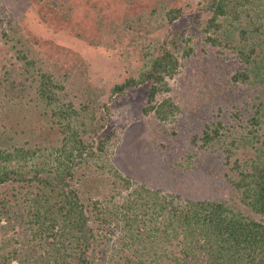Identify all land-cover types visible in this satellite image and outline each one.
Masks as SVG:
<instances>
[{
    "label": "trees",
    "instance_id": "trees-1",
    "mask_svg": "<svg viewBox=\"0 0 264 264\" xmlns=\"http://www.w3.org/2000/svg\"><path fill=\"white\" fill-rule=\"evenodd\" d=\"M202 9L210 14L206 31L222 29L224 20L240 21L251 15L249 9L255 10L252 27L238 31L236 52L244 67L232 80L250 83L254 77L264 83V40L256 42L264 37V0H204ZM180 15V9L167 11L170 22ZM250 38L255 42L249 43ZM207 39L215 43L217 37ZM173 48L167 41L161 43L149 54L139 76L116 84L113 93L148 84L144 111L153 112L160 121L174 118L179 107L170 97L156 101L159 92L170 89L166 78L178 72L179 57ZM28 54L20 51L16 57L26 60ZM36 58L32 55L27 64H38ZM29 69L25 66L24 72L28 74ZM38 76L39 84L33 76L28 85L17 77L9 81L7 76L0 83L9 82L8 91H12L8 96L0 87V230L4 234L0 264H108L115 261L116 253L123 258L122 264H264V222L224 202L179 201L176 195L135 184L113 166L104 169L107 163L100 167L110 170L109 177L92 187L104 198L85 194L82 188L88 171L97 158L107 155L113 131L94 139L105 125L97 124L95 108L62 103L54 89L63 87L47 73ZM39 104L43 106L37 111ZM260 104L262 111L251 117L252 125L264 117V102ZM13 105L22 120L6 117V109ZM36 114L49 117V137L43 136L33 146L27 145L29 140L27 146L10 145L17 130L27 132ZM223 127L220 121L206 123L202 135L192 141L201 147L218 146ZM89 132L91 141L85 139ZM255 136L250 129L241 140L233 139L235 148H254L243 162L237 158L231 162L233 150L224 148L225 162L234 171L233 176L226 174V181L246 208L264 216V140L254 147ZM107 184L111 185L108 195L101 190ZM9 228H18L23 235L20 247L8 249L14 239Z\"/></svg>",
    "mask_w": 264,
    "mask_h": 264
},
{
    "label": "rangeland",
    "instance_id": "rangeland-1",
    "mask_svg": "<svg viewBox=\"0 0 264 264\" xmlns=\"http://www.w3.org/2000/svg\"><path fill=\"white\" fill-rule=\"evenodd\" d=\"M203 2L0 0V83L7 76L9 81L17 77L18 82L27 85L34 77L39 84L38 75L47 73L63 87L54 89L62 103L72 101L77 109L85 104L91 110L95 108L97 124L105 125L94 139L113 131L107 155L97 158L88 171L82 188L85 194L104 198L92 187L109 177L110 170L102 171L100 167L107 163L104 169L113 166L135 184L176 195L179 201H221L264 222V216L246 208L240 194L227 183L226 174L233 176L234 171L229 170L231 163L225 162L224 152L225 147L231 148L230 161L237 158L243 162L253 155L254 148H235L233 139L241 140V135L252 129L259 137L253 138L257 141L254 147L264 140V117L260 116L258 125L249 122L258 109V115L262 111L264 83L254 77L250 83L232 80L244 67L236 52L240 44L238 31L240 27H252L255 10L249 9L250 20L247 16L240 21L224 20L222 29L209 27L206 31L210 14L202 9ZM172 8L180 9L181 15L170 22L167 11ZM208 35L217 37L215 43L207 39ZM262 40L264 37H258L256 42ZM166 41L174 45L180 64L178 72L166 78L170 89L159 92L156 101L170 97L179 112L170 120L160 121L153 112L144 111L148 84L128 87L123 93H113L112 88L129 77L137 78L149 54ZM248 42L255 40L250 38ZM20 51H30L29 57L18 60ZM32 55L38 64H27ZM24 65L31 68L28 74ZM19 73H24L23 77ZM9 86V82L0 84L8 96L12 93ZM42 106L39 104L36 110ZM16 109L14 105L7 108L3 118L10 115L13 120H22ZM48 119L36 114L27 132L17 130L9 144L26 145L29 140L27 145L33 146L43 136L47 139L51 130ZM218 121L224 126L218 146L193 143L194 136L202 135L204 124ZM85 139L91 141L92 132ZM101 190L108 195L111 185ZM8 233L14 237L8 249L20 247L23 235L18 228H9ZM3 237L0 230V246ZM17 238L20 243L15 242ZM116 255L115 261L108 264L123 263V258Z\"/></svg>",
    "mask_w": 264,
    "mask_h": 264
}]
</instances>
